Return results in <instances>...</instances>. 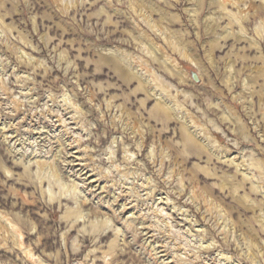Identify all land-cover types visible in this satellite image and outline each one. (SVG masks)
<instances>
[{"label": "rangeland", "instance_id": "rangeland-1", "mask_svg": "<svg viewBox=\"0 0 264 264\" xmlns=\"http://www.w3.org/2000/svg\"><path fill=\"white\" fill-rule=\"evenodd\" d=\"M0 264H264V0H0Z\"/></svg>", "mask_w": 264, "mask_h": 264}, {"label": "water", "instance_id": "water-1", "mask_svg": "<svg viewBox=\"0 0 264 264\" xmlns=\"http://www.w3.org/2000/svg\"><path fill=\"white\" fill-rule=\"evenodd\" d=\"M191 75L195 82H199V76L195 72H191Z\"/></svg>", "mask_w": 264, "mask_h": 264}, {"label": "bare ground", "instance_id": "bare-ground-1", "mask_svg": "<svg viewBox=\"0 0 264 264\" xmlns=\"http://www.w3.org/2000/svg\"><path fill=\"white\" fill-rule=\"evenodd\" d=\"M223 2V1H222ZM228 3V2H227ZM198 73V72H197ZM202 74V73H201ZM199 75V74H198ZM202 76V75H201ZM164 91H166V89H163ZM186 140V139H185ZM188 140V139H187Z\"/></svg>", "mask_w": 264, "mask_h": 264}]
</instances>
